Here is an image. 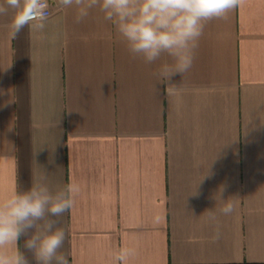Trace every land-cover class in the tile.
I'll use <instances>...</instances> for the list:
<instances>
[{
  "label": "crops",
  "instance_id": "crops-1",
  "mask_svg": "<svg viewBox=\"0 0 264 264\" xmlns=\"http://www.w3.org/2000/svg\"><path fill=\"white\" fill-rule=\"evenodd\" d=\"M49 2L43 32L12 39L0 15V198L41 168L79 184L60 223L69 264H114L124 246L129 264H264V0L207 23L175 96L100 13L76 23Z\"/></svg>",
  "mask_w": 264,
  "mask_h": 264
},
{
  "label": "clouds",
  "instance_id": "clouds-1",
  "mask_svg": "<svg viewBox=\"0 0 264 264\" xmlns=\"http://www.w3.org/2000/svg\"><path fill=\"white\" fill-rule=\"evenodd\" d=\"M243 4L244 0H56L59 9L75 11L76 23L94 11L100 13L115 28L133 60L156 65L154 85L163 86L170 96L179 94L175 78L182 80L192 69L207 23L227 19ZM49 7V0H2L0 15L11 13L10 35L15 39L25 27L43 32ZM80 191L75 182L53 183L41 168L28 188L14 187L0 198V264H69V255L62 251L67 234L60 223L74 208ZM219 200L223 202L220 214L229 216L235 211L233 198L224 200L219 194ZM204 214L213 228L212 240H219L221 225L216 212L206 210ZM136 255L135 247H120L113 253V261L129 264Z\"/></svg>",
  "mask_w": 264,
  "mask_h": 264
},
{
  "label": "built area",
  "instance_id": "built-area-1",
  "mask_svg": "<svg viewBox=\"0 0 264 264\" xmlns=\"http://www.w3.org/2000/svg\"><path fill=\"white\" fill-rule=\"evenodd\" d=\"M49 6H50V2H49ZM51 13V6L49 7V14Z\"/></svg>",
  "mask_w": 264,
  "mask_h": 264
}]
</instances>
